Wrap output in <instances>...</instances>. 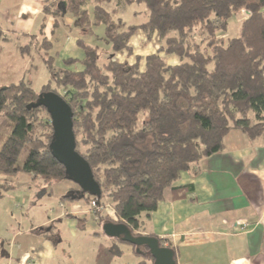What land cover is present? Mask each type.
<instances>
[{
    "label": "trees",
    "instance_id": "trees-1",
    "mask_svg": "<svg viewBox=\"0 0 264 264\" xmlns=\"http://www.w3.org/2000/svg\"><path fill=\"white\" fill-rule=\"evenodd\" d=\"M121 3L143 7L144 22L131 25L117 16ZM44 11L54 27L65 15L73 19L82 58L57 65L46 37L38 42L31 36L18 45L29 54L35 46L48 80L38 92L33 89L32 63L26 75L0 88V117L10 124L0 144V198L14 189L2 178L19 174L46 185L72 182L51 153L53 129L40 98L45 94L69 105L75 151L99 187L98 196L83 192L78 200L82 192L73 183L77 189L60 201L98 205L106 198L115 219L102 225L123 227L131 239L145 237L142 219L156 211L166 189L174 199L186 194L189 186L174 184L219 153L228 132L239 130L249 139L264 134V0H44ZM240 16L238 33L226 35L229 22ZM100 25L105 49L83 39ZM139 32L146 44H159L156 52L134 55L130 40ZM5 41L0 31V43ZM119 54L124 61L115 59ZM172 56L177 63H168ZM43 196L45 188L37 193ZM147 237L164 246L162 239ZM112 240L129 246L142 259L137 264H152L146 247L123 234ZM115 244L98 247L96 264H111L121 255Z\"/></svg>",
    "mask_w": 264,
    "mask_h": 264
},
{
    "label": "crops",
    "instance_id": "crops-1",
    "mask_svg": "<svg viewBox=\"0 0 264 264\" xmlns=\"http://www.w3.org/2000/svg\"><path fill=\"white\" fill-rule=\"evenodd\" d=\"M126 6L130 8L127 11L125 7H118L117 16L137 18L144 13L141 6L137 9H132L133 5ZM241 19L240 16L235 20L239 22L236 29L233 27L235 21L232 22L233 35L238 33ZM57 24L54 27V19L45 13L44 0H0V31L14 52L19 50L21 40L25 41L21 44L24 46L29 37L40 36L50 41V53L56 56L57 65L67 58L80 60L82 51L75 45V35L67 34L73 19L65 15ZM143 36L137 37L142 44L146 43ZM132 40L133 37L130 46ZM3 43H0V55ZM151 44H144V47ZM26 53L27 70L34 63L43 67L44 72L40 58L36 63L34 52ZM36 72L37 69L32 70L33 74ZM59 186L64 188L61 194H46L37 202L29 194L22 198L13 195L14 185L13 190L0 198V201L8 200L10 207L20 212L21 222L31 221L23 228L18 224L21 228L9 239L0 241V264H44L54 252L49 234L55 226H68L72 235H76V222L84 228L92 213L88 204L82 205L78 200L61 202L68 186ZM174 186L190 188L178 199L173 198L171 189H166L156 211L149 219H142L141 234L162 239L165 247L170 245L175 251L177 264H264V134L249 139L241 131L231 130L219 153L192 166ZM29 189L26 193H30ZM4 207L5 211L12 210L7 204ZM35 207L45 212L41 210V216L37 217L33 215ZM94 218L98 230H102L100 232L107 240L103 246H109L114 237L103 229L107 223L98 225L97 218ZM54 236V242L62 241ZM141 260L138 259L137 263Z\"/></svg>",
    "mask_w": 264,
    "mask_h": 264
},
{
    "label": "rangeland",
    "instance_id": "rangeland-1",
    "mask_svg": "<svg viewBox=\"0 0 264 264\" xmlns=\"http://www.w3.org/2000/svg\"><path fill=\"white\" fill-rule=\"evenodd\" d=\"M116 2V1H115ZM122 4V3H121ZM52 5V4H51ZM50 5V6H51ZM58 5V4H57ZM59 8H63L62 4L58 5ZM125 7V11L129 10L130 8H126L127 6L125 4L121 5V8ZM55 9V7H52ZM50 8V9H52ZM111 6L106 7V9H110ZM132 9H137L138 7L136 5L131 6ZM52 9L54 12L55 10ZM70 17V16H69ZM133 18H135L133 16ZM132 16L124 20H128L127 22L131 25H138L142 22H144L145 17L141 15L140 17H137L133 20ZM236 19H233L231 22H229V27L227 29L226 35L232 36L233 33V27L236 29L238 27L239 22L235 21ZM235 21V25L232 27V22ZM70 31L67 32V34L71 37L76 39L79 37L77 35L78 29L75 28L73 25L69 27ZM94 36L90 39L87 37H84L83 39L88 42L90 45L98 46L100 49L102 47V42L98 39L103 37L104 34V27L102 25L98 27L93 28ZM139 35H142V33H137L131 42V46L134 48V55L139 56H146L148 54L156 52V50L159 48V44L156 41H153L150 46L144 47L146 43H143L140 41V39H137ZM144 37V36H143ZM224 37V36H223ZM10 38V37H8ZM38 42L42 39V37H37ZM47 38V37H46ZM48 39V38H47ZM7 42V41H6ZM21 44H24L25 41L21 40ZM27 42V41H26ZM35 42V41H34ZM35 45L38 46L35 42ZM42 45V44H41ZM105 46V45H103ZM103 48V47H102ZM105 49V47L103 48ZM24 54H23V53ZM15 51L12 48V46L8 43H3V52L0 55V88L7 85L11 81H16L20 79L23 75H26L28 70V63H27V54L22 50ZM31 52L33 53V57L35 58L36 63H38V59L40 58L37 50L35 49V46L33 47V50ZM70 56H73L72 54ZM173 58H168L169 64H175L177 63L176 57L172 56ZM118 61H124L125 56L123 54H119L115 57ZM128 61L131 63L133 61L132 58L128 59ZM27 70V71H26ZM26 71V72H24ZM33 77V89L38 92L40 87L48 80V74L46 71L43 72V67L38 66L36 74H32ZM10 132V124L4 117H0V144L6 139ZM23 160V157L21 156L19 158V163H21ZM2 180L6 183H10L16 187L15 192L13 195L18 196V198L25 197V195L29 194L31 197L34 196V201L37 202L41 199L37 197L38 191L45 188V195L51 194L54 192V194H61L63 192V187L59 186L60 184L68 186L66 189V192L63 194L65 195L70 190H75L77 187L69 181H61V182H52L51 184H45L39 179L32 178L31 176H25V175H16L15 177H8V178H2ZM30 188L27 192V188ZM45 201L43 200L40 204H44ZM82 205L85 204V201L80 202ZM5 204L9 205L8 200H1L0 201V241H4L5 239H9L13 232L17 229L21 228L20 225L23 227H26V224L28 222H31L30 220L28 222H21L20 221V212L18 210H15L14 208L12 210H6L5 211ZM39 204V203H38ZM37 204V206H38ZM89 205V203H87ZM100 207L96 212L92 211L91 215L88 216V218L85 221V226L83 229L80 228L78 222L75 223L76 228V235H72V232L69 231V227L65 225H57L55 226L50 232L49 236L50 242H51V250L54 252L49 255V257L46 258L44 264H95V256H96V250L100 245H104L107 243L106 238L104 235L100 232L101 229L98 230V226L96 224L95 218L98 216L97 221L104 222H111L115 219L114 217V211L112 209V205L110 204L109 200L106 198H102L100 200ZM42 210V209H41ZM41 210L37 207L34 208V214L37 215V217L41 216L40 212ZM43 213L45 212L44 209L42 210ZM113 211V212H112ZM39 212V214H38ZM83 220V219H81ZM83 221V222H84ZM18 224H20L18 226ZM28 226V224H27ZM58 236L60 240H62L60 243H56L52 240V238L55 240V236ZM53 236V237H52ZM115 244L114 242H111L109 246ZM119 247L121 251V255L115 258L111 264H136L138 259H141L139 256H134L132 254V249L128 248L127 245L122 244H115ZM5 246V245H4ZM106 246V245H105ZM131 249V250H130Z\"/></svg>",
    "mask_w": 264,
    "mask_h": 264
},
{
    "label": "water",
    "instance_id": "water-1",
    "mask_svg": "<svg viewBox=\"0 0 264 264\" xmlns=\"http://www.w3.org/2000/svg\"><path fill=\"white\" fill-rule=\"evenodd\" d=\"M41 103L46 107L50 115V121L53 129V140L51 143V153L56 161L63 166L69 179L79 187L81 196L83 192L91 196L99 195V187L87 162L75 151V137L73 134L72 111L69 105L59 96L53 93L45 94L40 97ZM103 229L111 237L124 235L126 240L148 249V256L153 260L152 264H177L175 251L171 248L160 246L157 238L140 237L131 239L129 233L123 227H117L110 224L104 225Z\"/></svg>",
    "mask_w": 264,
    "mask_h": 264
},
{
    "label": "built area",
    "instance_id": "built-area-1",
    "mask_svg": "<svg viewBox=\"0 0 264 264\" xmlns=\"http://www.w3.org/2000/svg\"><path fill=\"white\" fill-rule=\"evenodd\" d=\"M88 207H89L90 211L96 212V210L99 209L100 205L99 204L97 205V203L95 201H91L89 203Z\"/></svg>",
    "mask_w": 264,
    "mask_h": 264
},
{
    "label": "bare ground",
    "instance_id": "bare-ground-1",
    "mask_svg": "<svg viewBox=\"0 0 264 264\" xmlns=\"http://www.w3.org/2000/svg\"><path fill=\"white\" fill-rule=\"evenodd\" d=\"M153 261V260H152Z\"/></svg>",
    "mask_w": 264,
    "mask_h": 264
}]
</instances>
